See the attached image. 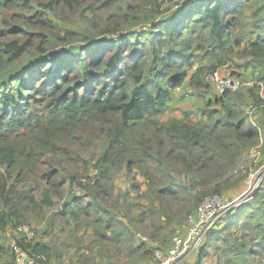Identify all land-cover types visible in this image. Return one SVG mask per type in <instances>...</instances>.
I'll return each mask as SVG.
<instances>
[{
	"label": "trees",
	"instance_id": "16d2710c",
	"mask_svg": "<svg viewBox=\"0 0 264 264\" xmlns=\"http://www.w3.org/2000/svg\"><path fill=\"white\" fill-rule=\"evenodd\" d=\"M6 1L0 0V13ZM77 2L67 0L70 6ZM177 2L175 9L143 31L128 25L117 29L124 34L114 40L97 38L83 49L64 50L62 44L61 53L52 60L34 58L12 72L8 69L29 55L32 45L17 39L0 42V230L10 229L9 239L14 229L30 225L20 212L40 214L52 206L55 195H62L65 183L58 182L59 174L53 170L40 174L39 165L47 155L63 156L64 147L74 144L86 127L90 135L98 131L107 139L95 164L94 182L108 181L112 168L124 164L128 177L142 176L143 198L149 199L150 210L164 198L185 196L193 187L209 188L255 142L258 132L243 117L239 93L264 113V100L256 88L210 98L203 76L236 58L244 60L247 68L264 64V0ZM150 4L149 9L161 8L158 0ZM124 8L128 11L132 6L127 3ZM14 30L9 29L8 35ZM38 50L44 52L42 46ZM188 77L201 92V121L161 122L171 92ZM257 79L264 81V76L259 73ZM130 187L140 189L134 177ZM210 189V194L225 197L221 189ZM109 193L108 188L105 194ZM74 197L65 204L64 213L77 220L93 204L83 207L86 199ZM247 204L242 205L247 211L235 208L238 214H232L240 219L248 216L238 229L255 233L250 238L257 252H245L250 247L241 243L242 251L223 253L220 264H264V198ZM107 222L112 224L107 230L118 226L112 218ZM221 223L206 233L200 257L208 255L205 246L210 240L227 243ZM18 244L34 258L45 257L37 264H50L51 249L36 237L32 242L18 239Z\"/></svg>",
	"mask_w": 264,
	"mask_h": 264
},
{
	"label": "rangeland",
	"instance_id": "374dc122",
	"mask_svg": "<svg viewBox=\"0 0 264 264\" xmlns=\"http://www.w3.org/2000/svg\"><path fill=\"white\" fill-rule=\"evenodd\" d=\"M127 3L132 6L128 11L124 8ZM150 3H154V0H78L74 6H70L67 0H7L0 13V42L17 39L20 43L32 45L29 55L8 71L12 72L34 58L52 60L61 53L62 44H65L64 50L73 47L83 49L97 38L114 40L115 37L124 34L117 29H124L128 25L143 31L150 22L154 23L163 18L178 4L177 0H158L161 8L149 9ZM11 28L15 30L8 35L7 32ZM39 46L43 47L44 52L38 50ZM199 61L200 59L196 63L197 67ZM235 62L244 60L236 58L230 65V69L237 71L238 76L249 77L257 74L258 77L259 73L264 76V64L247 68ZM208 88V93L215 95L213 88L210 86ZM239 95L243 97V117L252 126L245 111L248 105L254 103L251 99H244L242 93ZM257 112L259 114L257 126H252L258 132L257 139L241 152L231 167L222 171L220 178L215 179L207 189L201 186L193 187L181 198H164L163 202L151 210L149 199L143 198L146 186L143 184L142 176L133 173L128 177L129 173L124 164L112 168L108 181L99 184L94 182L98 173L95 164H98L104 153L107 139L99 137L98 131L90 135L91 129L86 127L74 144L64 147L66 153L63 156L47 155L42 158L39 165L40 174L52 170L59 174L58 182L65 183L62 195H55L52 206L40 214H32L29 210L19 214L23 216L24 223H29L33 227L36 241L48 245L51 249L50 264L149 263L156 249L166 252L171 247L177 231L184 232L187 217L195 211L203 197L212 193L210 188L221 189V193L229 200L241 194L243 180L255 160V155L259 154V158L264 161V113L261 106H258ZM190 115L183 118L193 123L202 119L200 113L194 118ZM170 119L174 118L160 117L161 122ZM2 171L5 172L3 169ZM5 174L7 175V172ZM14 176L15 174L11 176L10 182ZM133 177L134 183L139 185L138 192L130 187ZM32 188H36L35 183H32ZM108 188L110 193L105 194ZM72 196H78L74 197L75 199L84 197L86 200L83 207L93 204V207L81 211V216L77 220L64 213L65 204L71 201ZM198 197L201 198L197 200ZM263 198L264 187L249 203L256 204ZM242 208L244 206L236 207L239 211ZM246 208L241 210L242 213ZM151 211L154 214H151ZM235 211L231 209L221 220V224L225 226L221 236L226 238L227 243L223 245L221 242L210 240L205 246L208 255L200 257L199 249L204 244L203 241L199 249L191 253L182 264H220L223 253L241 252L243 249L241 243H246L250 247L246 248L245 252L249 250L256 253L258 247L250 238L255 233L238 229L241 221H245L248 216L237 218L232 214ZM235 214H238L237 211ZM111 218L118 226L107 230L108 225L112 226L107 222ZM236 221L238 222L234 224ZM116 231L121 235H116ZM9 233L10 229L5 232L0 230V251L8 253V263L13 264ZM210 244L214 246L211 248ZM255 255H252L254 259L257 258ZM237 264H243V261Z\"/></svg>",
	"mask_w": 264,
	"mask_h": 264
},
{
	"label": "built area",
	"instance_id": "2783aa9c",
	"mask_svg": "<svg viewBox=\"0 0 264 264\" xmlns=\"http://www.w3.org/2000/svg\"><path fill=\"white\" fill-rule=\"evenodd\" d=\"M256 76L257 74L250 77L236 76L228 63L219 69L206 72L203 79L213 88L215 96H221L226 92L256 88L258 96L264 100V81L257 79ZM245 113L251 125L256 127L259 116L257 107L250 104L246 107ZM263 183L264 161L259 158V154H256L243 180L241 194L233 200L219 194H209L203 197L195 211L187 217L184 232L177 231L168 251L163 252L156 249L153 252L152 261L146 264H182L191 253L199 249L209 229L221 221L231 209L249 203ZM18 239L32 242L35 239L33 227L24 224L12 231L9 243L13 264H37V259L46 260L44 256L34 258L18 244Z\"/></svg>",
	"mask_w": 264,
	"mask_h": 264
},
{
	"label": "crops",
	"instance_id": "0c3cea01",
	"mask_svg": "<svg viewBox=\"0 0 264 264\" xmlns=\"http://www.w3.org/2000/svg\"><path fill=\"white\" fill-rule=\"evenodd\" d=\"M237 64L239 66H243L244 62H238ZM196 68L197 66L195 65L193 69H191L189 73L190 76L196 71ZM207 96L210 98L215 97V95H213L212 93L210 95L208 91ZM202 106L203 99L201 97V92L190 85L188 77L180 87L175 88L171 92V99L167 102L165 113L161 117H172L174 119H182L184 116L191 114L190 117L194 118L197 113L201 112ZM8 258V253H3L2 251H0V264H9Z\"/></svg>",
	"mask_w": 264,
	"mask_h": 264
}]
</instances>
